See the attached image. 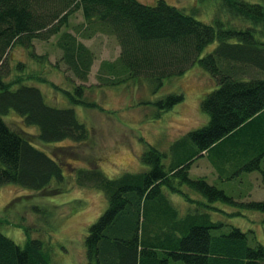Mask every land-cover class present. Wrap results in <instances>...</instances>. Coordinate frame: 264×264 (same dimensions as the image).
<instances>
[{"label": "trees", "instance_id": "obj_1", "mask_svg": "<svg viewBox=\"0 0 264 264\" xmlns=\"http://www.w3.org/2000/svg\"><path fill=\"white\" fill-rule=\"evenodd\" d=\"M217 5L234 21L218 15L213 24L202 22L165 0L151 6L138 0H0V187L42 191L54 185L70 192L64 159L38 142L84 144L90 139L73 108L48 105L42 90L16 72L38 58L35 41L57 38L60 61L84 83L96 57L82 40L106 33L117 39L121 53L101 63L102 87L146 80L155 92L166 79L196 65L218 85L201 103L208 124L174 141L169 152L148 146L141 156L146 171L110 179L98 166L76 170L77 186L102 191L108 199L85 241L89 264H264V245L254 234L222 219L239 208L264 214V200L248 197L255 183L244 176L257 171L264 186V0H218ZM76 11L84 22L74 32L65 30ZM15 46L31 58L15 60ZM84 89L73 85L63 91L73 105L100 108L84 99ZM183 100L172 93L153 104L164 113ZM10 113L34 133L9 125L5 117ZM73 148L63 149L75 154ZM202 158L219 173L192 177L193 165ZM232 171L236 178L229 176ZM229 184L241 191L239 196L228 192ZM169 194L182 198L183 212ZM23 229L24 245L0 231V264H51L45 242L30 227Z\"/></svg>", "mask_w": 264, "mask_h": 264}, {"label": "rangeland", "instance_id": "obj_2", "mask_svg": "<svg viewBox=\"0 0 264 264\" xmlns=\"http://www.w3.org/2000/svg\"><path fill=\"white\" fill-rule=\"evenodd\" d=\"M138 1L151 6L157 5L160 0ZM165 1L202 22L213 24L218 15L234 21L222 13L217 5L218 0ZM83 22L82 12L76 11L65 30L73 31L74 26ZM56 41L57 38L47 42L35 41L33 51L38 58H33L31 63L27 62L29 67H25L24 72H16L42 90L48 105L61 109L73 108L80 122L89 128L90 139L84 144L70 141L60 144L38 142L41 148L53 156L64 159L62 162L66 175L69 176L71 190H57L54 185L42 191L27 190L12 184L0 187V231L17 244L24 245L27 235L23 228L30 227L34 236H39L45 242L52 255L51 264H89L85 241L91 225L108 208V199L102 191L77 186L74 174L76 170L98 166L110 179L119 178L126 172L146 171L148 167L144 165L141 156L148 150V146L169 152L174 141L208 124L210 117L203 112L201 103L218 85L204 69L196 65L182 76L166 79L163 86L155 92L146 80L127 82L119 87H102L97 78L101 63L113 62L121 53L117 39L106 33H97L92 38L82 40L96 57L89 80L84 83L76 79L60 61L62 52ZM216 46L217 43L207 47L202 56L212 52ZM11 51L15 60L27 61L31 58L30 52L21 46H15ZM31 75H39L40 80H34L29 77ZM73 85H85L84 99L89 103H97L100 108L73 105L63 91L73 90ZM172 93L182 94L184 100L162 113L153 103ZM149 102L152 105L145 104ZM5 119L14 128H24L32 133L36 130L26 127L16 114L10 113ZM72 145L74 148L69 150L76 153H65L63 148ZM67 161L71 165L67 166ZM207 161L202 158L193 165L192 177L195 178L196 174L213 176L214 173H219L218 168H213ZM229 176L237 177L234 171ZM244 176L255 183L254 192L248 197L256 201L264 200L260 173L255 171ZM229 185L228 192L239 196L241 191H236L232 189V184ZM168 196L181 212L186 209L182 198L171 194ZM222 219L249 233L251 237L254 234L258 242L264 245V214L239 208L235 215H223Z\"/></svg>", "mask_w": 264, "mask_h": 264}]
</instances>
